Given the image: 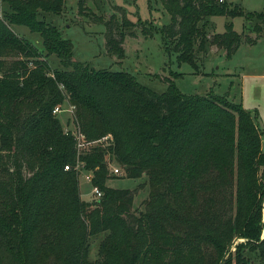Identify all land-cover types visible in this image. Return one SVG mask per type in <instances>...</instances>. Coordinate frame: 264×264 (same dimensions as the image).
Returning a JSON list of instances; mask_svg holds the SVG:
<instances>
[{"label":"trees","instance_id":"1","mask_svg":"<svg viewBox=\"0 0 264 264\" xmlns=\"http://www.w3.org/2000/svg\"><path fill=\"white\" fill-rule=\"evenodd\" d=\"M2 1L0 264H264V133L255 118L241 105L184 95L172 80L159 95L129 73L75 61L72 43L39 18L59 15L64 0ZM161 4L169 23L138 20L142 35L159 33L164 52L191 67L209 45L231 58L244 36L228 22L209 39V18L256 15L230 10L227 0ZM122 17L105 22L106 52L118 60L125 38L136 37ZM11 27L35 34L41 47ZM52 55L62 69H51ZM64 103L74 109L73 130L53 114ZM111 163L124 178H147L143 211L131 210L132 191L107 187ZM76 165L101 198L81 200Z\"/></svg>","mask_w":264,"mask_h":264},{"label":"rangeland","instance_id":"2","mask_svg":"<svg viewBox=\"0 0 264 264\" xmlns=\"http://www.w3.org/2000/svg\"><path fill=\"white\" fill-rule=\"evenodd\" d=\"M78 2L79 0H64L59 15L44 14L39 17L55 26L60 31L61 37L72 43L75 61L94 70L107 69L129 73L142 86L159 95L167 91L168 84L164 79H168L172 80L184 95L216 97L229 104L241 105L255 118L256 124L264 133V0H227L230 10L239 8L244 14L256 15L248 17L247 20L241 17L209 18L206 27L209 39L214 34L224 33L225 24L228 22L232 23L233 31L240 35L244 33V36L231 58H227L223 50L209 45L206 46L205 52L194 54L193 67L186 63L178 64L174 53L166 54L159 33H155L151 38L142 35V25L137 24L138 20L148 21L158 29L169 23V16L164 11L161 0H83L81 10ZM6 7V3L0 0L1 15ZM121 14L135 24L136 37L125 38L123 45L125 57L123 60H118L106 52L105 22L114 17L113 22L120 25L123 22ZM11 28L17 35L41 47L39 38L35 34H30L23 27ZM245 35L255 40L254 44H247ZM166 45L171 46L169 42H165ZM48 60L51 69H62L54 55ZM73 112L74 109L64 103L61 113L56 114L63 129L73 130L70 125ZM261 150L264 153V137L261 141ZM111 164L109 175L115 178L107 181V187L132 191L134 198L131 210L143 211L149 194L147 178L142 177L137 180L124 178V173L117 164ZM115 168L119 169L120 174H114ZM75 170L79 173L78 186L81 200L88 202L98 200L93 194L88 173L82 171L78 165L75 166ZM263 205L264 200L262 207ZM101 237L98 236L91 241L89 259L92 262L96 259ZM91 253H94V256ZM255 264H258L256 259Z\"/></svg>","mask_w":264,"mask_h":264},{"label":"built area","instance_id":"3","mask_svg":"<svg viewBox=\"0 0 264 264\" xmlns=\"http://www.w3.org/2000/svg\"><path fill=\"white\" fill-rule=\"evenodd\" d=\"M0 19L2 20V15H1V13H0ZM58 113H61V108H55L54 110H53V114H58ZM111 141L112 140V138L111 137H105L104 139H103V141ZM78 147H82V145H79ZM64 170L65 171H67V170H69V168L68 167H65L64 168ZM113 172H114V174L116 175V174H120V172H119V169H117V168H115V169H113ZM93 194L96 196V198H101V196H102V194H101V192L97 189V188H93Z\"/></svg>","mask_w":264,"mask_h":264},{"label":"water","instance_id":"4","mask_svg":"<svg viewBox=\"0 0 264 264\" xmlns=\"http://www.w3.org/2000/svg\"><path fill=\"white\" fill-rule=\"evenodd\" d=\"M262 237H264V235H263ZM240 241H241V240H237V241H235V242L233 243L232 248L230 249V251H231V250L233 249V247H234L238 242H240ZM226 258H227V257H225V258L223 259V261H222L221 264H225Z\"/></svg>","mask_w":264,"mask_h":264},{"label":"crops","instance_id":"5","mask_svg":"<svg viewBox=\"0 0 264 264\" xmlns=\"http://www.w3.org/2000/svg\"><path fill=\"white\" fill-rule=\"evenodd\" d=\"M82 198V197H81ZM83 200V199H82ZM85 201V200H84ZM86 202H88V201H86ZM91 254H93L92 256H94V253H91Z\"/></svg>","mask_w":264,"mask_h":264}]
</instances>
